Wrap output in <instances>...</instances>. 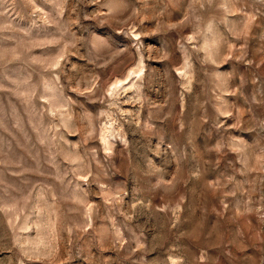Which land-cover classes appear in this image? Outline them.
<instances>
[{
	"label": "rangeland",
	"instance_id": "374dc122",
	"mask_svg": "<svg viewBox=\"0 0 264 264\" xmlns=\"http://www.w3.org/2000/svg\"><path fill=\"white\" fill-rule=\"evenodd\" d=\"M0 264H264V0H0Z\"/></svg>",
	"mask_w": 264,
	"mask_h": 264
}]
</instances>
